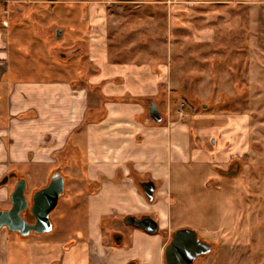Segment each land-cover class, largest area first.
Segmentation results:
<instances>
[{
	"label": "crops",
	"instance_id": "1",
	"mask_svg": "<svg viewBox=\"0 0 264 264\" xmlns=\"http://www.w3.org/2000/svg\"><path fill=\"white\" fill-rule=\"evenodd\" d=\"M137 1L140 0L122 1L117 5L123 9L124 3L133 4ZM43 2L46 3L45 0H0V15L5 19V28L0 30V169L5 173L12 168H21L25 177L31 178L33 169L41 167V174L47 178L48 170L58 167L61 150L65 149L73 136L75 141L71 146H81L76 138L77 134L82 133L85 150L83 161L78 163L84 169L87 189L80 210L82 217H76V209L70 208L74 214L73 220H78V225L69 229H79L85 239L73 245L63 240H52L39 246L34 242L36 236L31 235L46 233L31 234L26 238L16 233L28 244L21 251L23 247H18L11 236H7L0 243V249L5 254L1 259H5L9 244V252L15 264H18L17 259L21 260L20 264H49L56 261L59 264H80L87 258V264H163L166 236L172 227L169 220V203L172 201L169 187L173 169L182 177L183 170H187L185 165L207 163L205 165L213 166L214 172L215 164L225 165L230 157L240 154L248 146L246 142L251 134L252 120L257 115L246 108L243 112L236 111L237 105L247 104L245 99L236 98V90L239 83H249V86L254 84V87L261 85L254 75L264 74V0L249 1L254 6L250 11L252 9L255 13V19L247 20L250 22L245 32L242 30L241 33L231 35L213 32L211 36L205 37L201 33H186L187 29L177 19L174 20L177 28L172 30L171 12L183 10L180 6H167L171 10L170 31L165 42L170 59L174 58L177 64L182 65L184 57L189 56V63L195 71L207 77V92L209 90L210 94L208 101L212 100L214 112H196L195 115L191 114L182 95L179 101L174 100L180 83L179 73L183 70L181 66L173 71L171 67L166 64L163 67L160 63L156 69L146 63H124L121 69L112 68L109 61L103 64L102 55H107L109 50L108 35L106 44L103 43L105 24L101 15L107 12L105 4L109 5L111 0H90V33L87 38L75 40L86 42L87 45V53L82 48L81 51L87 57L82 67L86 75L90 76L89 79L85 78L89 84L81 86L82 90L77 95L73 91L68 119L64 118L65 112L61 108L63 99L59 83L54 86L40 82H14L10 75L12 57L8 36L11 31L18 39L29 33L30 25L20 24V16L28 11L27 4ZM158 2L166 5L162 0ZM207 2L196 0L190 5ZM122 17L126 18H118ZM151 41L147 39L142 43L143 47ZM66 45L70 47L69 43ZM78 50L76 53H79ZM207 50L211 54L203 53V57L199 58L197 53ZM136 51L141 55H135L144 57L142 54L153 53L152 48ZM194 83L197 88V84H201V77L194 79ZM65 89L68 91V85ZM198 92L203 101L202 93ZM79 95L80 99L76 97ZM159 102L165 108L166 125L154 128L153 123L163 120ZM181 102H184L182 106ZM152 104L156 105L161 115L160 121L150 117L149 107ZM250 112L251 115L246 116ZM86 114L90 115L89 119L93 123L84 126L81 124ZM189 117L212 121L210 127L196 125L194 134L209 140L213 136L210 134L216 131L219 139L216 140V137L211 145L204 144L201 148L193 149L194 139L187 135L188 128L181 125ZM182 137L186 139L185 147L180 141ZM212 150L218 155L211 156ZM206 175L205 187L207 179L214 176L212 173ZM146 178L152 180L156 187L151 202L137 182ZM161 179L165 188L157 193L162 186L158 181ZM67 183L66 179L65 192ZM155 192L158 198H155ZM75 196L79 197V194ZM129 211L152 213L164 231L148 233L134 226V233L127 245L124 242H102L105 223Z\"/></svg>",
	"mask_w": 264,
	"mask_h": 264
},
{
	"label": "rangeland",
	"instance_id": "2",
	"mask_svg": "<svg viewBox=\"0 0 264 264\" xmlns=\"http://www.w3.org/2000/svg\"><path fill=\"white\" fill-rule=\"evenodd\" d=\"M45 1L46 3L27 4L26 6L29 8L28 11L21 14L20 24L28 23L30 25L28 30L29 33L19 39L14 37L13 31H11L8 36L9 51L12 57L10 61V75L14 82H40L43 84H54V86L59 83L62 87L60 95L63 99L61 108H63L65 112L64 118L68 119L70 114L69 106L73 103V91H76L75 95H77L78 91L82 90V88H80L81 86L89 84L86 79H89L90 76L86 75L84 68L82 67L87 60L85 55V52L87 53V45L86 42H75V40L87 38L90 33L91 26L88 24L90 0H86L87 5L85 7L88 16L85 20L82 18V4L74 6L71 4L70 0H56V4L50 8V3H48L47 0ZM152 1L154 0H140L137 1L138 3L133 4L124 3V7L122 6L123 9L118 5L111 7L105 4V7L107 6V12L101 15L105 24L103 43L106 44L108 35L107 43L109 52L107 55H102L103 64L109 61V66L112 68L121 69L124 66L122 65L124 63H146L150 68L156 69L157 65L160 63L163 67L165 64L171 67L173 71L181 66L183 70L179 73L180 83L177 87L178 92L174 94V100L176 102L179 101L180 96L182 95L185 99L184 102L188 103L191 114L193 113L195 115L196 112H201L203 114L213 113L214 106H212V100L208 101V96L210 94L209 90L207 92V77L204 73L198 74V72L195 71L196 69L189 63V56L184 57L185 60L182 62V65L177 64L174 58L170 59L168 46L165 42L170 31L169 20L171 10L167 9V6H180L183 10L178 13H175L174 11L171 12L172 30L177 28L174 21L177 19L187 29L186 33H201L205 37L211 36L213 32H224L226 35L241 33L242 30L245 32L249 27L247 23L255 19V13L252 10L254 6L249 3L251 0H216L214 3L210 2V0H206L208 1L207 3L193 5L183 1H172L168 4L165 0H162L166 5L158 2V0H156L155 3ZM250 8H252L251 11ZM247 12L250 13L248 14ZM119 16H126V18H118ZM0 20L2 22L0 30H4L5 19L3 15H0ZM57 26L63 29L62 38L60 39L55 38V27ZM252 27H254V24H252ZM143 39L144 42H146L147 39H152V41L143 47ZM68 43L70 47H67L66 44ZM81 48L84 49L85 52H82ZM141 48H144L147 51L152 48L153 53L148 52V54H142L145 55V57L137 56L141 54L136 50ZM76 50H78L79 53L76 54ZM203 53L211 54L208 50L202 51L197 53L199 58L203 57ZM87 72L89 73L90 69ZM198 76L201 77V84H197L196 88V84H193V81ZM254 76L256 78L255 80L261 84H259L260 86L254 87V84H250L249 86V83H239V88L236 90V98L245 99L247 102L244 106L237 105L236 111L243 112V109L246 108L257 115L252 120L251 134L249 135V141L246 142L248 145L252 139L260 141V131L262 124L264 123V74H260V76L255 74ZM184 84H186V86H184ZM66 85H68V91L65 89ZM37 86L39 85L37 84ZM198 90L202 93L201 97H204L203 101L199 98L200 93ZM38 92L41 94L40 91ZM42 93L45 94L46 91L43 90ZM68 95L69 97L71 96V98H69ZM76 97L80 99L81 95ZM184 102H181L180 106H182ZM158 105L163 120L159 123H153L152 126L154 128L166 125L167 116L165 108L162 106L161 102H159ZM251 112L250 114H246V116H250ZM89 116V114L85 115L81 125L87 126L89 123H93L89 119ZM211 124L212 121L210 120H196L194 117H189L188 119L183 120L181 125L184 126V128H188L187 135L194 139L193 144L195 146L193 149L198 147L201 148L204 144L211 145V142H209L207 138H201V135L197 136V134H194L193 132L196 125L210 127ZM217 134L216 131L213 132V134H210L213 135L210 137L211 141H214L216 137V140L219 139V134ZM76 139L77 142L81 143V146H78L79 148L71 146L75 141V136H73L72 140H69V143L65 146V149L61 150L59 156L60 163L58 164V167L61 168L62 174L67 176L68 183L64 198L60 199V202L58 203L59 205L50 214V218L54 224V230L43 235H31L36 236L34 238L36 245L42 246L46 241L52 240H63L64 242L73 245L75 242L85 239L83 234L79 232V229L72 230L78 225V220H73V215L76 214V217L78 218L82 217L80 210L83 207L82 200L87 189L84 169L78 163V161H83V152L85 150L82 145V133H80V135L77 134ZM229 140L230 139H228V141ZM180 141L183 144L182 146L185 147V137H182ZM208 147L210 148V146ZM248 147L249 146L245 148V151ZM248 150L250 157L245 159L244 162L260 160L259 150H253L252 146L249 147ZM212 154L215 155L216 153L212 150L210 155L212 156ZM217 155L218 154H216V156ZM198 158L199 157H197V159ZM203 164L204 165H185L187 170H183L182 177L176 174L175 169H173V178L169 187L171 191L169 197L172 198L171 203H169V220L173 228L183 222L192 223L193 225L197 222H201L205 229L214 228L215 207L213 206L214 202L212 200L213 190L205 187L204 178L207 176L206 173H212L214 176L218 175H216L215 171L213 172V166L205 165L207 163ZM40 168L41 167H36L33 169L34 174L31 178L25 177L21 168H16V170H13L14 168H12L5 173L1 172L0 169V181L6 174H8V172L17 171L27 180V190L25 194L26 197L30 199L33 191L45 185L47 179L50 177V173L55 169L52 168L51 170H48L49 175L46 178L41 174L43 170ZM123 170L125 171V168H123ZM241 176L244 177L249 175L245 172L244 175L241 174ZM140 177L142 178V175ZM158 181L162 186L158 189L157 193L161 188H165L163 180L161 179ZM13 188V180H10L5 185H0L1 209L9 208V197ZM157 193L155 192V198H158ZM76 194H79V197H76ZM70 208L76 209L74 214ZM64 210L69 211L65 212ZM201 214V220L194 221L195 216L197 215L198 217ZM24 217L29 222L32 221L33 218L29 214H26ZM220 217L221 216L216 218V225L218 224V219ZM222 219L227 220V217H221V220ZM69 228H72V231ZM7 236H11L18 247H23L21 248V251H23L25 245L28 244L27 242H24V239H21L16 233L10 232L6 227L2 228L0 231V243L4 241ZM9 246L10 245L8 244L4 260L1 259V257L5 255L4 250L0 249V264H15L11 258ZM72 255L75 254L72 253ZM20 262L21 260L17 259V263L20 264ZM87 263L88 258L80 264ZM49 264L59 263L56 261V263L49 262Z\"/></svg>",
	"mask_w": 264,
	"mask_h": 264
},
{
	"label": "flooded vegetation",
	"instance_id": "3",
	"mask_svg": "<svg viewBox=\"0 0 264 264\" xmlns=\"http://www.w3.org/2000/svg\"><path fill=\"white\" fill-rule=\"evenodd\" d=\"M70 1L74 6L82 4V18L85 20L88 16L85 7L87 1ZM47 2L52 8L57 1L47 0ZM119 2L121 1L111 0L109 6L115 7ZM55 28L58 29V26ZM260 134V141L252 139L248 145L252 146L253 150L260 151L259 161L244 162L250 157L248 147L246 151L243 150L240 154L230 157L225 165L215 164L214 170L218 176H211L206 181V187L213 190L214 228L205 229L201 222L194 225L183 222L174 228L171 227L166 236L164 252L173 232L179 228H186L194 233L195 250L198 253L196 258L188 264H264V123ZM209 141L211 142V138ZM10 172L16 173L15 177L8 180V182L13 180L15 186L17 180L23 176L17 171ZM245 172L249 176H241ZM64 177L67 179V176ZM148 179L138 180V185ZM140 187L142 188L141 185ZM26 214L31 215L28 209L22 213L23 216ZM126 215H133L137 218L151 216L157 222V233L164 231L152 213L129 211L105 223L104 233L101 234L102 242L112 244H123L124 242V245L130 242L135 227L126 223ZM219 216L227 217V220H221L220 217L216 225V218ZM201 218L202 214L198 217L196 215L194 221L201 220ZM33 221L32 218L30 222ZM163 264H167L165 258Z\"/></svg>",
	"mask_w": 264,
	"mask_h": 264
},
{
	"label": "water",
	"instance_id": "4",
	"mask_svg": "<svg viewBox=\"0 0 264 264\" xmlns=\"http://www.w3.org/2000/svg\"><path fill=\"white\" fill-rule=\"evenodd\" d=\"M55 33V38L60 39L63 30L58 28ZM149 114L155 121L161 120V115L155 104L149 107ZM15 176V172H9L0 181V185H5L9 179ZM65 180L61 168L57 167L51 172L47 183L33 191L31 198L28 199L25 194L27 181L24 177H20L10 193V208H0V230L6 227L9 231L17 233L21 238L29 237L31 234H43L53 231L54 225L50 214L57 207L60 198L65 193ZM140 185L147 199L150 202L153 201L156 189L155 183L152 180H147L140 182ZM26 209L33 217V222H29L22 215ZM125 221L127 224L139 227L148 233H156L158 230L157 222L151 216L137 218L133 215H126ZM193 234L192 230L186 228H179L173 232L164 252L167 264H188L196 258L198 253L195 250L196 242Z\"/></svg>",
	"mask_w": 264,
	"mask_h": 264
},
{
	"label": "built area",
	"instance_id": "5",
	"mask_svg": "<svg viewBox=\"0 0 264 264\" xmlns=\"http://www.w3.org/2000/svg\"><path fill=\"white\" fill-rule=\"evenodd\" d=\"M166 3L170 4L172 1H183V2H187L189 4L195 3L196 0H165Z\"/></svg>",
	"mask_w": 264,
	"mask_h": 264
},
{
	"label": "bare ground",
	"instance_id": "6",
	"mask_svg": "<svg viewBox=\"0 0 264 264\" xmlns=\"http://www.w3.org/2000/svg\"><path fill=\"white\" fill-rule=\"evenodd\" d=\"M4 228V227H3Z\"/></svg>",
	"mask_w": 264,
	"mask_h": 264
}]
</instances>
